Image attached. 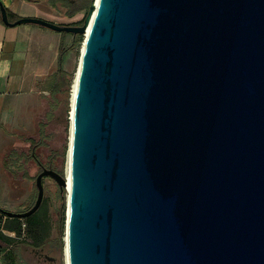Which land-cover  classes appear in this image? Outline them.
<instances>
[{"label":"water","instance_id":"95a60500","mask_svg":"<svg viewBox=\"0 0 264 264\" xmlns=\"http://www.w3.org/2000/svg\"><path fill=\"white\" fill-rule=\"evenodd\" d=\"M72 111L68 264H264V0H91ZM91 21V23H90ZM69 111V113H70ZM53 259V257H48Z\"/></svg>","mask_w":264,"mask_h":264},{"label":"crops","instance_id":"0c3cea01","mask_svg":"<svg viewBox=\"0 0 264 264\" xmlns=\"http://www.w3.org/2000/svg\"><path fill=\"white\" fill-rule=\"evenodd\" d=\"M16 18L40 17L59 24L79 19L81 13L66 16L44 1L0 0ZM15 18V19H16ZM74 40L71 33L58 32L39 24L6 25L0 18V185L5 180V163L10 146L15 148L26 137L34 138L41 123L47 91L43 81L61 62L65 68ZM65 49L63 54H60ZM24 143V142H23ZM33 174L25 179L33 184Z\"/></svg>","mask_w":264,"mask_h":264},{"label":"rangeland","instance_id":"374dc122","mask_svg":"<svg viewBox=\"0 0 264 264\" xmlns=\"http://www.w3.org/2000/svg\"><path fill=\"white\" fill-rule=\"evenodd\" d=\"M85 13L81 12V16H79V19H81L85 15ZM52 22L58 23L59 21L58 19H55V21ZM84 38V35L76 38L75 44L71 49L70 57L66 62L65 69L70 74V84L67 92H62L58 95L59 103L58 106L54 109L50 107L53 99L51 98L49 93L47 92L43 95V97L46 99V103L44 104L41 113V123L43 124V127L40 130L38 126L36 128V131L34 133H31V135L34 134V138L26 137V139L22 141V143H19L17 145L19 148H23L27 151L29 147V141L27 142L28 139L40 142L39 145L35 148V152L39 156L40 160L45 164L51 161L55 169L64 176H66L67 172V154L70 131L69 111L71 103L72 84L78 66V60L80 57L81 46ZM48 114H50V116H48ZM9 150L10 151L8 152V155L10 152H12V150L14 151L15 148H12L10 146ZM2 161H4L5 163L4 166H6L7 164L10 165L13 162V160H7V157H3ZM30 166L31 168L29 169V172L35 175L38 170L37 165L31 161ZM5 170L7 171L5 172V180L0 185V207L4 210L10 211L17 205L18 201L20 202L24 198H27L26 204H28V199L29 197H31L30 195L34 194V181L33 184L26 185L24 180L20 178L18 172H16L15 169V173H13V175H10V168L5 167ZM47 186H49L53 193L58 191V186L54 182H47ZM67 194L68 192L64 190V216L62 229H60L59 227L61 220L59 211L54 209L48 195H44V200L40 208L38 209V216L41 218V221L35 230V240L32 238L29 239L27 236L28 225L25 219L22 220V222L26 223L24 229L21 228L20 233H15L11 236L12 240L10 241V244L13 245L12 248H14V252L17 255V259L20 264H50L49 261L43 256L38 257L34 252V248L39 249L43 255L55 258L56 264L65 263L64 239ZM34 198L35 195L32 197L31 203L33 202ZM0 213L4 214L1 211ZM59 239H61L62 245H60ZM6 251L7 248L2 253H0V264H15V260H8Z\"/></svg>","mask_w":264,"mask_h":264},{"label":"trees","instance_id":"16d2710c","mask_svg":"<svg viewBox=\"0 0 264 264\" xmlns=\"http://www.w3.org/2000/svg\"><path fill=\"white\" fill-rule=\"evenodd\" d=\"M35 1H44L48 4V6L52 9H55L58 13H62L66 16H74L77 13L86 12L91 0H35ZM7 9V8H6ZM8 18L10 20H14L16 16L7 9ZM83 18L78 19L76 21H73L69 24L71 25H77L81 24L83 22ZM74 41L69 46L70 49L73 48V45L75 44V40L77 37H81V34H75ZM65 49H62L60 54H63ZM63 60V57L60 55V64L58 65L57 69L52 71L50 74L46 76V78L43 81L44 89L49 93L51 98L53 99V102L50 104V107L52 109L56 108L58 106L59 100L58 95L62 92H67L70 84V74L67 72V70L62 66L61 62ZM50 116V114H48ZM33 144V141H32ZM64 190L62 191L61 195V206L59 210L60 215V229H62L63 226V216H64ZM40 208V207H39ZM38 211L36 210L33 214L24 217H12L7 216L6 217V228L10 231H14L15 233H20V229L22 228V220L25 219L26 223L28 225L27 228V236L29 239H34L35 237V230L38 227L41 218L38 216ZM25 223V222H24ZM25 223V226H26ZM12 240L11 236L4 235L0 233V253H2L7 248V257L8 260H15V264H20L17 255L14 252V248H12V244H10V241ZM35 240V239H34ZM33 241V240H32ZM60 245H62L61 239H59ZM32 243V242H31Z\"/></svg>","mask_w":264,"mask_h":264},{"label":"flooded vegetation","instance_id":"af4514ba","mask_svg":"<svg viewBox=\"0 0 264 264\" xmlns=\"http://www.w3.org/2000/svg\"><path fill=\"white\" fill-rule=\"evenodd\" d=\"M42 127H43V124L40 123L39 129L41 130ZM40 133H41V131H40ZM28 141H29V144H28L29 147H28L27 151L23 148H19L18 146H16L15 150L14 151L12 150V152L9 153V155L7 156V160H9V161L13 160V162L10 165L7 164L5 167L11 169L10 175H13V173H15L14 172V169H15V171L18 172V175L20 176V178L23 179L25 182L26 177H28V175L30 173L29 172V169L31 168L30 162L32 161L34 164H36L38 167V170H37L36 174L32 176L33 181H34V186H33V193L34 194L30 195L31 197H29V199H28V204H26L27 198L26 199L24 198L22 201H20V202L18 201L19 203L17 202V205L13 209H11L10 211L20 212V211H25V210L29 209L34 204L35 199L37 197L38 191H37V188L35 185L36 176L44 168L53 169V170L57 171L51 161H49L47 164H45L40 160L39 156L36 154L35 148L39 145L40 142H36L32 139H28L27 142ZM32 141H33V144H32ZM47 182H54L57 184L56 180L53 177H51L50 175H44L42 177L43 198H42L41 204L44 200V195H48L54 209L59 211L60 206H61L60 202H61V197H62V195H61L62 191H61L59 185L57 184L58 191L53 193L52 190L49 188V186H47ZM34 195H35V198H34L33 202L31 203V199ZM41 204H40V206H41ZM34 252L37 254L38 257L43 256L45 259H47L49 261L50 264H56L55 258L48 259L47 256L43 255L39 249L34 248Z\"/></svg>","mask_w":264,"mask_h":264},{"label":"bare ground","instance_id":"6f19581e","mask_svg":"<svg viewBox=\"0 0 264 264\" xmlns=\"http://www.w3.org/2000/svg\"><path fill=\"white\" fill-rule=\"evenodd\" d=\"M91 23V21H90ZM89 28H90V24L86 30V34H84V37L86 38L88 32H89ZM84 38V39H85ZM84 41L82 42V46H81V51L83 50V47H84ZM80 51V53H81ZM79 68H80V57H79V60H78V66H77V69H76V72H75V76H74V79H73V84H72V94H71V105H73V100H74V96H75V90H76V84H77V78H78V73H79ZM70 117H69V120H70V127H69V146H68V160H67V172H66V180H67V191L69 192V189H70V146H71V140H72V111H70L69 113ZM65 242H66V233H65ZM66 249V248H65ZM65 264H68V261L66 260V251H65Z\"/></svg>","mask_w":264,"mask_h":264},{"label":"built area","instance_id":"2783aa9c","mask_svg":"<svg viewBox=\"0 0 264 264\" xmlns=\"http://www.w3.org/2000/svg\"><path fill=\"white\" fill-rule=\"evenodd\" d=\"M6 217L7 215L0 213V233L8 236H12L15 234L14 231H10L6 228ZM25 223H22V228L24 229ZM65 264V263H64Z\"/></svg>","mask_w":264,"mask_h":264}]
</instances>
